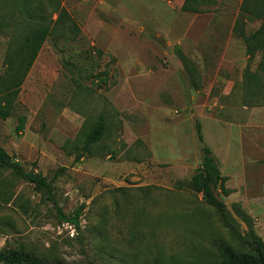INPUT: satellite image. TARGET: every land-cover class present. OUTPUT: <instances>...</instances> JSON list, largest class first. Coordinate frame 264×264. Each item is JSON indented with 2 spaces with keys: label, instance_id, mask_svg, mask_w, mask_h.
Instances as JSON below:
<instances>
[{
  "label": "rangeland",
  "instance_id": "374dc122",
  "mask_svg": "<svg viewBox=\"0 0 264 264\" xmlns=\"http://www.w3.org/2000/svg\"><path fill=\"white\" fill-rule=\"evenodd\" d=\"M216 1L200 14L180 11L182 0L62 1L79 32L44 41L12 115L0 119V147L53 178L65 215L84 209L78 230L62 224L44 189L0 167L1 251L58 264H213L218 244L239 242L189 187L201 162L196 121L226 178L214 194L241 237L250 227L238 210L264 242V74L250 88L233 31L242 0ZM17 4L0 11V75ZM100 115L103 138L74 161Z\"/></svg>",
  "mask_w": 264,
  "mask_h": 264
},
{
  "label": "trees",
  "instance_id": "16d2710c",
  "mask_svg": "<svg viewBox=\"0 0 264 264\" xmlns=\"http://www.w3.org/2000/svg\"><path fill=\"white\" fill-rule=\"evenodd\" d=\"M11 0H0V11H7ZM63 0H18L10 37L3 58V72L0 75V119L6 120L12 115L21 86L32 67L44 41L52 36L55 39L73 40L79 28L71 15L62 5ZM217 5L216 0H182L180 11L200 14L206 13ZM262 20L260 26L253 32L245 34L242 31L246 22ZM234 33L242 38L247 57V79L253 82L252 89L259 90L262 84L256 75L264 74V0H242L238 16L235 20ZM179 56L185 60L182 53ZM259 56L255 73L248 68L251 62ZM189 67L186 66L188 71ZM106 75L98 73L94 76L96 83L106 84ZM252 91V90H251ZM24 129V117H18L16 132ZM106 123L103 116L85 128L82 145L74 161L78 162L84 155H92V148L103 138ZM197 141L201 144V162L189 181V187L201 194L203 201L217 214L222 226L229 230L232 237L238 238L237 244L222 243L216 246V261L213 264H264V242L251 230L250 219L242 211L237 215L250 227L249 233L241 237L233 226L232 217L225 205L214 194L215 189H224L226 178L220 173L218 163L209 147L204 144L201 124L195 122ZM0 167L11 169L25 181L44 189L48 200L55 208L56 217L62 224H69L79 229L80 216L84 209L81 205L71 215H65L51 194L53 178L46 180L34 172L13 161L7 152L0 147ZM0 264H58L41 259L30 253L9 249L0 250Z\"/></svg>",
  "mask_w": 264,
  "mask_h": 264
}]
</instances>
